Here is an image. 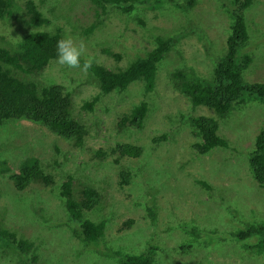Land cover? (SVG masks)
I'll list each match as a JSON object with an SVG mask.
<instances>
[{
  "label": "rangeland",
  "instance_id": "374dc122",
  "mask_svg": "<svg viewBox=\"0 0 264 264\" xmlns=\"http://www.w3.org/2000/svg\"><path fill=\"white\" fill-rule=\"evenodd\" d=\"M14 1L22 5L27 0ZM30 1L50 21L49 29L61 28L64 36L83 43V60L91 56L95 64L109 70L124 68L136 56L150 51L155 37L177 33L174 39L183 38L166 55L162 66H157L153 91L144 92L142 97L141 86L134 83L124 95H118L121 101L110 94L94 102L92 111L81 109L83 101L91 100L97 92L92 82L72 90L69 78L80 79L78 74H71L76 71L55 64V59L48 63L41 77L49 82L45 85L58 84L70 91V113L88 131L85 146L76 148L72 141L36 123L6 122L0 128V164L4 161L9 170L3 173L17 172L24 161L34 158L43 165L44 173L52 176L53 183L48 187L33 183L19 192L10 175L0 173V225L32 242L39 264H119L113 258L115 252L113 256L100 255L93 252L94 247H83L73 238L70 228L74 225L55 197L70 175L75 193L84 183L102 195V209L86 216L92 221L107 219L106 246H113L121 255H135L156 244L153 264H264L263 255L253 256L229 240L231 232L264 222V189L252 181L244 153L253 148L264 122L262 102L244 104L227 119L218 121L214 116L219 123L218 134L229 149L217 148L200 156L192 148L199 139L184 122L190 117L213 115L204 106L193 109L166 75L172 68L184 66L208 81L214 60L224 51L230 25L224 7L232 0H200L192 12L179 0H148L152 9L148 4L132 3L127 15L111 8L99 17L101 25L85 37L83 30L95 20L90 0ZM252 4L246 9L249 40L244 49L252 58L244 74L250 84L264 83V0H253ZM184 29L199 34L179 32ZM29 30L26 24L0 22V34L7 40L22 38ZM104 49L120 59L103 54ZM141 101L149 108L142 129H119L118 119ZM156 137L164 139L155 144ZM115 143L139 146L143 154L116 164L113 157L99 160L92 155L100 148L108 152ZM124 170L130 173L127 186L120 185L119 172ZM150 200L156 212L154 223L147 213ZM128 220L133 221L132 226L120 229ZM255 242V237L247 240ZM19 263L14 253L0 249V264Z\"/></svg>",
  "mask_w": 264,
  "mask_h": 264
},
{
  "label": "trees",
  "instance_id": "16d2710c",
  "mask_svg": "<svg viewBox=\"0 0 264 264\" xmlns=\"http://www.w3.org/2000/svg\"><path fill=\"white\" fill-rule=\"evenodd\" d=\"M95 20L91 26L83 30V36L90 35L97 25L102 23L99 18L105 16L109 9L120 11L127 15L132 9V3L148 4V0H90ZM253 0H232L224 7L225 14L230 20L227 38L222 55L214 60L208 81L203 79L192 68L177 66L166 72L171 78V84L176 91L184 96L192 108L204 106L212 117H190L184 124L191 129L192 135L199 139L192 148L198 155H207L213 149H229V146L219 134V120L230 117L231 112L239 110L244 104L259 101L264 107V83H247L244 79L245 71L252 62L250 55L244 52L248 44L249 34L246 23V9L252 6ZM43 3V0L40 1ZM181 5L192 12L200 0H179ZM162 8V4L156 1ZM169 4V3H168ZM25 13L23 16L22 14ZM14 21L16 24H26L31 30L24 37L5 39L0 34V128L9 120H22L44 126L53 134L72 141L76 148L85 146L84 139L88 135L85 125L74 119L70 113L71 93L65 86L58 84L45 85L42 72L48 63L55 59L54 45L57 38L64 36L63 30L58 27L50 28V21L44 17L36 5L27 0L22 5H17L14 0H0V22ZM51 30V31H50ZM184 34L199 33L188 29L180 30ZM177 34V33H176ZM172 36L155 37L150 51L143 52L142 56H136L124 68L109 70L93 62L88 72L82 73L74 68L80 79L69 78L70 87L75 90L82 85L90 86L92 82L95 95L91 100L83 101L81 109L92 111L93 103L110 94L116 95L117 102L121 101L118 95H124L131 84H139L147 94L153 91L158 67L165 61L166 55L174 49L180 36L174 39ZM103 54L112 56L118 61L119 55L109 50H102ZM176 54V53H175ZM179 57V53L177 54ZM83 60V59H82ZM83 62V61H82ZM80 72V73H79ZM75 76V75H74ZM157 80V79H156ZM116 93V94H115ZM146 96V95H145ZM148 104L141 101L132 105L128 113L123 114L117 121L119 129H134L140 131L148 117ZM264 111V110H263ZM217 118V120L214 118ZM190 119V120H189ZM164 137H156L153 142L157 144ZM245 150V149H244ZM58 152V149L55 150ZM249 175L261 189H264V122L259 129L253 144V148L247 152ZM143 154V149L131 144L115 143L108 152L98 149L92 155L99 159L113 157L112 162L117 163L122 159H137ZM57 165V163H54ZM60 166V164H58ZM3 168V169H2ZM7 165L3 161L0 164V173L8 172ZM10 180L14 187L21 192L33 183H41L48 187L52 185L53 179L44 173L43 165L34 158L24 161L17 172H11ZM120 185L127 186L130 181V173L126 170L119 172ZM72 177L68 175L66 181L59 186V192L55 196L60 200L64 211L68 216V222L73 223L70 228L73 238L83 247H94V253L111 255L115 252L119 264H153L158 246L152 245L146 251L133 254L121 255L120 251H114L113 246H106L105 224L107 219L102 218L92 221L86 213L101 210L103 203L102 195L97 188L84 183L76 193L71 186ZM200 185L209 189L207 185ZM153 201H149L147 213L153 220L156 216ZM133 221H126L120 229L131 227ZM256 238V242L247 243L250 238ZM230 242L239 245L241 249L247 250L253 256L264 258V222L258 224H247L243 230L230 233ZM227 242V241H225ZM102 247V251L98 250ZM33 243L19 238L15 232H11L0 225V249L9 250L19 259V264H39L38 257L33 251ZM101 252V253H100ZM103 252V253H102Z\"/></svg>",
  "mask_w": 264,
  "mask_h": 264
},
{
  "label": "clouds",
  "instance_id": "9594fccd",
  "mask_svg": "<svg viewBox=\"0 0 264 264\" xmlns=\"http://www.w3.org/2000/svg\"><path fill=\"white\" fill-rule=\"evenodd\" d=\"M54 54L55 64L69 69L78 68L85 74L93 65V58L91 56H88L82 62V57L85 56L84 45L83 43L77 44L70 36H61L57 38L54 45Z\"/></svg>",
  "mask_w": 264,
  "mask_h": 264
}]
</instances>
